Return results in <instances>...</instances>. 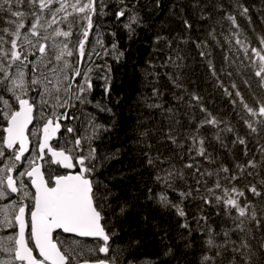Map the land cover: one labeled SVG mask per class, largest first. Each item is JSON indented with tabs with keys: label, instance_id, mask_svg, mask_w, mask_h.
<instances>
[{
	"label": "snow or ice",
	"instance_id": "obj_1",
	"mask_svg": "<svg viewBox=\"0 0 264 264\" xmlns=\"http://www.w3.org/2000/svg\"><path fill=\"white\" fill-rule=\"evenodd\" d=\"M162 2L0 0V264H159L160 256L131 255L141 240L118 242L133 205L97 175L121 149L99 151L115 120L100 122L96 113L115 116L105 58L119 63L125 54L116 31L105 44L104 18L133 41L145 26L140 7L158 12ZM167 15L172 29L152 38L162 56L149 61V113L134 142L159 186L143 185L142 199L179 220L172 237L156 228L163 261L264 264V0H168ZM193 19L207 26L195 29ZM200 73L227 98L224 115L197 90ZM96 79L103 99L94 101Z\"/></svg>",
	"mask_w": 264,
	"mask_h": 264
},
{
	"label": "trees",
	"instance_id": "obj_2",
	"mask_svg": "<svg viewBox=\"0 0 264 264\" xmlns=\"http://www.w3.org/2000/svg\"><path fill=\"white\" fill-rule=\"evenodd\" d=\"M153 2L154 0H141V5L151 4ZM255 2L258 5L260 0H255ZM167 3L168 0H163L158 12H154L148 7H140V15L144 20L145 26L137 29L138 35L133 41L126 39V33L111 22V17L104 18V24L108 26L102 29L105 32V44H110L112 40V37L107 35L108 30H114L117 32L121 50L125 54L119 63L110 58H106L107 62L111 65L112 91L108 103L112 107L115 116H110L107 113H96L100 122L108 123L113 119L115 120L112 130L105 133L104 138L96 142L99 146V151L114 152L117 149H121L119 158L108 162L105 167L100 169L97 175L101 180L108 183L112 191L116 193V198L128 199L133 205L127 221L121 226L120 236L117 238L118 242L126 245L131 239L141 240L142 244L137 246L131 255L135 256L138 261L142 259L154 260L160 256L161 260L159 264H165V262L162 258L163 246L160 243L156 228H167L169 236L172 237L179 231V220L173 213L158 210L151 206V202H145L142 199L145 192L143 185L147 184L152 186L154 191L159 186L153 183L148 171L138 163L136 155L138 146L134 142L136 140L138 119L146 117L149 113V110L144 107L142 100V96H146L151 92L148 81L152 77L147 75V72L151 71L149 61L159 63L160 57L162 56V53L153 51L152 38L158 31L167 33L172 29V20L167 15ZM193 24L195 29H201L207 26L206 22L196 21L195 19H193ZM217 30L219 31V28ZM193 34H196L195 30ZM226 49L227 44H225ZM220 53V49L215 50L217 65L221 62ZM228 54L230 56L232 55V53ZM100 61L102 64L104 63L103 60ZM158 71L164 70L158 69ZM161 79L164 83H167L163 78ZM199 80L200 83L197 90L205 96V101L209 109L224 115L229 109V104L227 98L222 96V90L214 89L212 82L205 81L203 73H200ZM102 84L103 81H100V85L92 93V99L94 101L103 99ZM170 87L171 85H168V88ZM168 88L163 89L165 92L164 100L174 103L171 101ZM87 108L88 106H86ZM87 111L95 112V109L91 107ZM155 118L157 120L160 119L158 115ZM224 158L226 160L228 159L227 153H224ZM175 162L178 167L182 163L179 159ZM133 167L137 168L135 173L132 172ZM169 195L172 199H177L175 193L170 192ZM135 197H141V199H135ZM208 211L212 210L209 209ZM188 213L189 217L196 214L194 204L188 205ZM143 215H147L149 219L145 221ZM210 223L218 229L222 223L221 217L213 214ZM192 227H196L195 221L192 222ZM192 239L196 241L193 246V251H198V245L201 239L199 233L194 232ZM189 259H194V257L189 256Z\"/></svg>",
	"mask_w": 264,
	"mask_h": 264
},
{
	"label": "flooded vegetation",
	"instance_id": "obj_3",
	"mask_svg": "<svg viewBox=\"0 0 264 264\" xmlns=\"http://www.w3.org/2000/svg\"><path fill=\"white\" fill-rule=\"evenodd\" d=\"M103 72H104V70H103V68H102V70H100V69H96V71H95V75H103ZM100 81H103V80H101V79H96L95 80V85H96V87L95 88H97L99 85H100ZM87 109H91V107L90 106H88V108ZM73 111H75V109L73 110ZM53 167H55V165H53ZM60 171H64L63 169H60ZM88 241V240H87ZM89 243H92V241H88Z\"/></svg>",
	"mask_w": 264,
	"mask_h": 264
},
{
	"label": "bare ground",
	"instance_id": "obj_4",
	"mask_svg": "<svg viewBox=\"0 0 264 264\" xmlns=\"http://www.w3.org/2000/svg\"><path fill=\"white\" fill-rule=\"evenodd\" d=\"M106 58H108V57H106ZM106 58H105V59H106ZM97 63H98V64H102V62H101V61H100V62H99V61H97Z\"/></svg>",
	"mask_w": 264,
	"mask_h": 264
},
{
	"label": "rangeland",
	"instance_id": "obj_5",
	"mask_svg": "<svg viewBox=\"0 0 264 264\" xmlns=\"http://www.w3.org/2000/svg\"><path fill=\"white\" fill-rule=\"evenodd\" d=\"M46 179H48V177L46 176Z\"/></svg>",
	"mask_w": 264,
	"mask_h": 264
},
{
	"label": "water",
	"instance_id": "obj_6",
	"mask_svg": "<svg viewBox=\"0 0 264 264\" xmlns=\"http://www.w3.org/2000/svg\"><path fill=\"white\" fill-rule=\"evenodd\" d=\"M31 127V125L29 126V128ZM46 179V178H45Z\"/></svg>",
	"mask_w": 264,
	"mask_h": 264
}]
</instances>
